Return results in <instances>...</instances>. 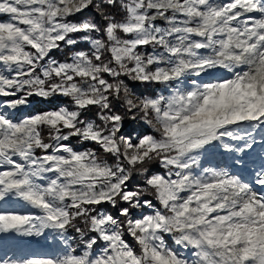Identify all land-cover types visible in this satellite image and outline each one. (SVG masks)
<instances>
[{"label": "snow or ice", "instance_id": "snow-or-ice-1", "mask_svg": "<svg viewBox=\"0 0 264 264\" xmlns=\"http://www.w3.org/2000/svg\"><path fill=\"white\" fill-rule=\"evenodd\" d=\"M0 264H264V0H0Z\"/></svg>", "mask_w": 264, "mask_h": 264}, {"label": "rangeland", "instance_id": "rangeland-1", "mask_svg": "<svg viewBox=\"0 0 264 264\" xmlns=\"http://www.w3.org/2000/svg\"><path fill=\"white\" fill-rule=\"evenodd\" d=\"M210 159H213L214 161H215V160H221V161H222V158L219 157V156H216V157H210ZM42 243H43V241H42Z\"/></svg>", "mask_w": 264, "mask_h": 264}, {"label": "trees", "instance_id": "trees-1", "mask_svg": "<svg viewBox=\"0 0 264 264\" xmlns=\"http://www.w3.org/2000/svg\"><path fill=\"white\" fill-rule=\"evenodd\" d=\"M56 55H59V53H56Z\"/></svg>", "mask_w": 264, "mask_h": 264}]
</instances>
